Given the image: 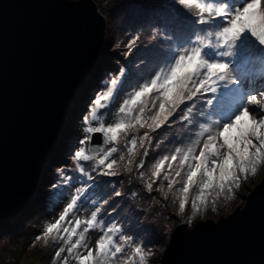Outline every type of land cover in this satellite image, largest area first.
<instances>
[{"label": "snow or ice", "instance_id": "6c2138e0", "mask_svg": "<svg viewBox=\"0 0 264 264\" xmlns=\"http://www.w3.org/2000/svg\"><path fill=\"white\" fill-rule=\"evenodd\" d=\"M84 6L56 5L66 14ZM135 24L126 42L111 45L118 67L62 124V155L38 149L32 159L52 177L48 194H61L49 213L54 222L36 236L56 245L52 264H151L156 245L144 241L142 227L150 207H136L135 198L152 205L171 196L170 222L178 217L193 229L174 236L194 240L204 228L198 217L233 202L264 167V0H142ZM177 128L185 135L173 134ZM5 146L6 117L0 165ZM251 204L207 228L223 232L248 217ZM125 213L136 216L140 231L121 220ZM223 264H264V205L249 225L244 258Z\"/></svg>", "mask_w": 264, "mask_h": 264}, {"label": "water", "instance_id": "95a60500", "mask_svg": "<svg viewBox=\"0 0 264 264\" xmlns=\"http://www.w3.org/2000/svg\"><path fill=\"white\" fill-rule=\"evenodd\" d=\"M68 2L85 6L66 14L56 7L59 0H0V125L6 117L0 223L31 205L43 171L32 159L38 149L51 156L60 147L62 124L69 120L73 101L103 49L109 19L99 12V0ZM262 187L264 179L243 209L200 220L204 228L194 240L183 232L174 236L181 227L188 233L193 230L177 225L161 256L163 264H223L243 259L249 225L264 205ZM249 200L253 212L248 217L239 218L218 234L207 228L209 223L215 228L221 221H230L238 211L250 207Z\"/></svg>", "mask_w": 264, "mask_h": 264}, {"label": "rangeland", "instance_id": "374dc122", "mask_svg": "<svg viewBox=\"0 0 264 264\" xmlns=\"http://www.w3.org/2000/svg\"><path fill=\"white\" fill-rule=\"evenodd\" d=\"M142 3V0H99V12L108 14L109 27L105 35L104 47L102 50H108V56L99 57L98 61V78L96 81H88V88L80 91L75 98L69 119H74L79 115L78 109L82 110L89 98L93 95L95 89L100 87L99 80L104 77L105 71L118 67L115 60L112 59L116 55L115 51L111 50L113 41L127 40V32L135 31V20L137 17V7ZM124 58L121 56L120 60ZM147 75V73H145ZM90 80V79H89ZM90 88V89H89ZM175 132H180L179 129ZM175 132L173 134H175ZM64 138V135H63ZM63 138L60 147H57L51 157L59 158L62 155ZM171 147V146H169ZM162 150L163 146H162ZM51 175L45 173L40 177L35 195L31 205L23 213L17 214L6 219L4 224H0V264H52L54 249L56 245L49 240L47 246L44 241H37L36 236L40 233L48 222H54V218L49 215L52 208L61 200V194H48V189L44 187L48 180H51ZM264 179V167H261L255 176H249L247 181L243 183L237 194V198L227 203L221 201L218 205V211L209 206L206 214L202 213L197 219V223L202 219L226 217L233 214L237 209H243L247 198L255 190ZM138 187V185H133ZM125 192H129V187L126 184ZM58 194V195H57ZM195 190L193 191V196ZM157 199L159 197L157 196ZM136 207L143 205L146 209L150 207V211L143 219V228H147L143 234L145 242L155 244L156 255L152 257L151 264H157L161 258L167 244L171 238L173 230L177 225L181 224L178 217H175L171 222L169 216L175 212V204L172 202L171 196L168 201L161 200L159 204L149 205L148 201L140 200L138 197L134 199ZM133 220V226L137 231L141 230L138 226L136 216L130 213H125L121 220ZM128 225L126 224V227ZM166 233V234H165ZM89 240L94 243L96 237L89 234ZM35 243L33 247L32 244Z\"/></svg>", "mask_w": 264, "mask_h": 264}, {"label": "trees", "instance_id": "16d2710c", "mask_svg": "<svg viewBox=\"0 0 264 264\" xmlns=\"http://www.w3.org/2000/svg\"><path fill=\"white\" fill-rule=\"evenodd\" d=\"M98 66V65H97ZM99 69H98V67H96L95 68V70L93 71V73H92V75H91V77H90V80L89 81H91V82H94V81H96V79H99L98 78V73H100V71H98ZM97 83H99V85L101 86V80H99ZM88 82H87V86H88ZM85 88H88V87H85ZM90 89V88H89ZM63 136V135H62ZM63 138V137H62ZM59 147V146H58ZM130 223H131V226H132V230H134V231H137L136 229H135V227L133 226V220H131L130 219Z\"/></svg>", "mask_w": 264, "mask_h": 264}, {"label": "bare ground", "instance_id": "6f19581e", "mask_svg": "<svg viewBox=\"0 0 264 264\" xmlns=\"http://www.w3.org/2000/svg\"><path fill=\"white\" fill-rule=\"evenodd\" d=\"M92 73H93V72H92ZM92 73H91V75H92ZM91 75H90V76H91ZM40 177H41V176H40ZM4 221H5V220H3L1 223L4 224V223H5Z\"/></svg>", "mask_w": 264, "mask_h": 264}]
</instances>
